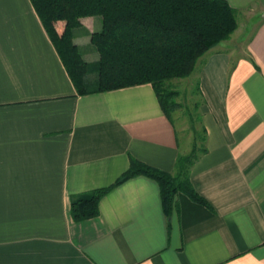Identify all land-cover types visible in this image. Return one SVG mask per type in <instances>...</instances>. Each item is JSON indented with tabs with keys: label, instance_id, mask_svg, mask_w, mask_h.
<instances>
[{
	"label": "crops",
	"instance_id": "0c3cea01",
	"mask_svg": "<svg viewBox=\"0 0 264 264\" xmlns=\"http://www.w3.org/2000/svg\"><path fill=\"white\" fill-rule=\"evenodd\" d=\"M225 1L235 36L191 73L207 151L189 178L206 205L178 192L166 216L159 185L135 176L76 222L72 198L131 160L174 174L191 147L150 84L78 95L30 0H0V264H264V0ZM98 28L73 32L90 74Z\"/></svg>",
	"mask_w": 264,
	"mask_h": 264
},
{
	"label": "trees",
	"instance_id": "16d2710c",
	"mask_svg": "<svg viewBox=\"0 0 264 264\" xmlns=\"http://www.w3.org/2000/svg\"><path fill=\"white\" fill-rule=\"evenodd\" d=\"M78 95L102 93L150 84L165 116L172 122L180 106L172 80L191 75L206 52L228 40L237 29L236 11L225 0H30ZM95 18L99 28L90 35L98 54L93 78L73 43L82 18ZM92 67V66H90ZM90 79L95 85L90 86ZM199 102L194 104L198 113ZM188 154H179L174 174L131 160L128 170L110 187L71 199L76 222L98 216V203L117 185L145 176L160 188L162 208L170 214L176 193L206 205L193 189L192 165L206 153L205 131L200 126ZM204 133V134H202Z\"/></svg>",
	"mask_w": 264,
	"mask_h": 264
},
{
	"label": "rangeland",
	"instance_id": "374dc122",
	"mask_svg": "<svg viewBox=\"0 0 264 264\" xmlns=\"http://www.w3.org/2000/svg\"><path fill=\"white\" fill-rule=\"evenodd\" d=\"M234 32L230 36H235ZM88 49L90 51L94 50L91 45H89L87 48L84 47L82 52L86 53V50ZM93 52H95V50ZM93 76V74L89 73L90 78H93ZM89 81L90 86L95 85L94 80L90 79ZM194 81L195 77H191L190 75L187 78L176 79L171 82L174 89L178 93V96L174 99V101L178 104V106H180V108L173 112V119L178 127L177 129L179 133H181V146L183 153L191 147L192 141L195 137L200 138L201 136L199 118L197 113H195L194 108V104L199 102V97L195 93Z\"/></svg>",
	"mask_w": 264,
	"mask_h": 264
}]
</instances>
